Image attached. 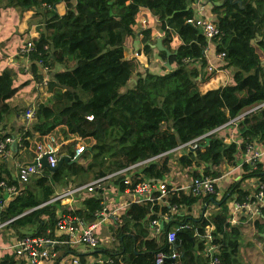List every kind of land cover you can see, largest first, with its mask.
Wrapping results in <instances>:
<instances>
[{
    "label": "trees",
    "instance_id": "obj_1",
    "mask_svg": "<svg viewBox=\"0 0 264 264\" xmlns=\"http://www.w3.org/2000/svg\"><path fill=\"white\" fill-rule=\"evenodd\" d=\"M6 1V6L20 14L31 11L35 19H40L38 35L32 37L35 50L28 69L40 83L36 102H24L23 110H18L12 101L22 88L16 84L20 72L6 69L0 73V124L28 107L34 109L33 117L18 129V135L1 132L0 138L20 137L22 149L35 144L39 137L58 133L59 160L64 156L79 160L64 162L54 172L44 168L34 174L22 193L7 204L2 193L6 188L1 183L12 186L19 181L12 168L0 160L1 229L20 236H57L58 206L43 204L58 189L89 183L144 159L158 156L142 168L147 178L164 179L175 165L193 178L202 171L219 178L224 164L236 166L243 162L247 145L264 146V107L240 117L243 111L264 102V0H207L213 22L223 33L211 42L189 22L196 14L193 0ZM141 17H145V25ZM158 38H162L169 56L157 48ZM128 39L144 53L145 60L127 56ZM207 48L225 53L218 61L219 69L235 71L230 83L204 90L200 84L217 73L205 69ZM38 59L52 73L46 84ZM158 60L165 63L161 72L154 67ZM56 65L61 69L55 70ZM134 76L133 87L122 92ZM87 112L93 115L92 120L86 117ZM233 123L240 138L227 142L229 136H220L219 132ZM200 136L204 137L195 150L180 154L172 162L173 149ZM85 140V150L76 157V150ZM242 169V177L231 183L221 198L213 194L202 200L182 190L173 195L171 202L180 209L165 224L160 239L136 233L133 226H150L160 212L166 213V208L150 202L133 203L112 220L117 242L114 247L100 246L77 254L86 261L93 256L105 264H160V253L164 254L161 264H211L210 257L200 256L210 237L222 264H244L238 257L242 223H232L230 202L245 200L252 194L242 186L245 179L264 181V163L253 169L244 162ZM143 176L133 175L134 182ZM200 200L215 207V211L209 215L191 214ZM102 209L101 198L93 194L79 208L65 207L64 211L91 221ZM174 223L177 236L169 242L167 233ZM254 227L258 236L264 237V208L254 220ZM0 264L23 261L3 251Z\"/></svg>",
    "mask_w": 264,
    "mask_h": 264
},
{
    "label": "built area",
    "instance_id": "obj_2",
    "mask_svg": "<svg viewBox=\"0 0 264 264\" xmlns=\"http://www.w3.org/2000/svg\"><path fill=\"white\" fill-rule=\"evenodd\" d=\"M207 0H193L191 6L194 7L196 14L189 20L190 23L199 27L211 42L213 38L223 35L221 29L213 22V18L210 13H206ZM142 25L146 24V20H141ZM35 50V43L32 39L26 41L19 48L18 56L26 58L29 63L32 62L31 55ZM213 55V59L210 55ZM127 56L137 57L143 59L144 53L140 50H128ZM224 52L213 53L212 49H206V57L208 58V64L206 70L208 72L216 71V75L212 76L210 83L214 80L215 76L219 75L221 69L218 67V61L223 59ZM41 67V71L45 74L44 82H48V67L44 65L42 59L37 61ZM264 107V102L257 105L255 108L247 111L251 112L257 108ZM245 112V113H247ZM243 113L241 116H243ZM34 115V109L28 107L24 112L26 120H30ZM89 120L93 119V115L88 114L86 116ZM236 120V119H235ZM233 120L232 122H234ZM204 136L195 138L194 140L181 144L172 152L176 154H183L189 150H195L199 146V140ZM14 142L20 145L21 138L17 136H7L0 138V160L2 162L7 161L10 157L11 146ZM59 146H55L52 143L49 144H37V155L35 160L38 164L22 163L17 164V177L18 184L8 186L5 182L1 183V186L6 188V193L13 198L14 195L22 193L27 187V184L31 181L34 174L41 172L42 165L39 159L46 153H51L49 156V163L51 166L56 167L59 163L57 152ZM85 150V146L81 145L76 150V157L79 156ZM243 162L236 166H232L228 172H223L219 178H212L201 172L200 176L193 178L190 176L188 180L183 184H179L174 181V172L165 176L164 179L147 178L142 174V168L147 164L155 160L158 156L144 159L134 163L130 166L119 169L106 177L96 179L86 184H72L71 186L61 189L55 196L45 204H54L58 206L56 218H57V236H32V235H17L15 232H11L13 235L10 238V245L6 246L11 254L15 255L23 261V264H105L101 259H88L86 261L82 255L77 254L81 247H86L87 251H94L100 247V239L97 237V229L108 220L117 219L120 214L133 203H152L157 204L162 208H166V213H159L157 219H153L150 222V237L160 239L164 233V229L161 228L163 222L168 223L169 219L173 217L179 211V206L171 202V197L176 195L180 190L197 196L203 199L206 196L217 194L219 192L218 185L221 181L225 180L228 176L236 171L242 170L244 162L250 163L253 169L257 168L258 163L262 162L264 156V146H258L256 144L247 145L244 153ZM140 174L143 178L134 182L133 175ZM189 175V174H188ZM124 185V189L121 185ZM95 194L101 198L102 210H98L94 213V220L88 221L78 214H73L64 211V208L75 210L82 206V201ZM80 203V204H78ZM112 204V205H110ZM77 206V207H76ZM230 208L232 212V223H236L237 216L239 214L246 215L250 219L259 217L262 208H264V181H257L254 192L245 200L232 199L230 202ZM4 225V224H3ZM3 225H0V229ZM178 227H172L168 233L167 238L169 242H173L177 236ZM212 230V228L210 229ZM65 246L66 249L62 250L59 247ZM217 246L213 245L211 238L209 237L205 252L206 257L211 258V264H222L221 258L217 255ZM68 251V255L65 251ZM176 258V254L173 255ZM164 254L160 253L157 256V262L163 263Z\"/></svg>",
    "mask_w": 264,
    "mask_h": 264
},
{
    "label": "rangeland",
    "instance_id": "obj_3",
    "mask_svg": "<svg viewBox=\"0 0 264 264\" xmlns=\"http://www.w3.org/2000/svg\"><path fill=\"white\" fill-rule=\"evenodd\" d=\"M3 5H7L6 0L3 3ZM63 9H64V7H62L61 11ZM141 18H145V17H141ZM39 20L40 19H35L33 17L31 11L26 12L24 14H20L17 9L9 7V6L4 7V10L0 9V44L3 47L4 53H8V55H10L9 59L12 56H14L12 58H19L18 57V50H19L20 46H22L26 41L32 39L33 36L38 35L37 30L39 27ZM157 30L160 32L159 27L157 28ZM132 49L135 50L136 46L133 45ZM157 56H158V54H157ZM9 59H7V61ZM21 59H23V58H21ZM143 60H145V58ZM4 61H2V62H4ZM158 61H154V67L158 70V72H161L162 71L161 70L162 65L165 63L161 60H158ZM157 62H158V64H156ZM58 69H61V67L58 66L57 70ZM139 69H141V70L144 69V66H140ZM234 71H235L234 68H229V73L231 75H233ZM26 74H27L26 72L23 73V76ZM23 76H21V79L18 80L16 82V84H18L21 80H24V78H26ZM135 79H136V76H134L133 80L127 86L122 87L121 91L125 92V91H127L128 88L133 87ZM219 79H220L219 76H215L214 77L215 81L213 80L209 84L203 83V84H200V86L202 89H205V87H207V88L214 87L216 85L224 84L227 82L226 77H224V79H220V80ZM39 83H40V81L37 80L35 77H33L32 79L30 78V80L27 83H25L26 84L25 86L27 88L25 89V87H24L23 89L24 90H27V89L28 90H34V89L39 90V88H38L39 85L37 87V84H39ZM30 86H33V87L30 88ZM30 92H33V91H29L28 93H30ZM29 95H33V94H29ZM20 106H21V104H20ZM256 106H254V108ZM21 107H23V105ZM21 107H20V110H23V108L21 109ZM249 110H251V109H247V110L243 111L242 114L249 111ZM88 113L89 112H87V114ZM7 118H10V117L8 116ZM56 135H59V134L57 133ZM219 135L220 136H225V135L229 136L226 139L227 142L239 141V138H240L238 131H237V126L235 123L228 125L223 131H220ZM87 144H88V140H85L81 143V145H84V146H86ZM260 146H262V145L260 144ZM36 147H37V145L33 143L30 147L24 148V149H26V153L22 152L20 159H22V160L31 159V157H30L31 151L35 150ZM178 156H179V154H176V155L174 154L173 158H172V162H174V159H176ZM178 168H179V165H175L173 170H175L177 175H180L178 173L179 172ZM222 169L224 171H227L228 165H223ZM14 170H15V168H13V171ZM183 172H184L183 175L187 173V171H183ZM233 177H234V175H233ZM174 178H175V174H174ZM250 179H245L243 181L242 185L244 188H248V185L251 184ZM232 181H233V179L229 180L227 185L224 184L223 192H226V190L228 189V187L232 183ZM220 188L221 187H218V190ZM250 190H251V188H250ZM222 196H220V198ZM78 204H80V203H78ZM186 211L187 210H185L183 212L187 213ZM198 212H201V208L198 209ZM255 219H257V218L254 217V218H252V221L244 222L241 224L243 233L239 239L241 246H240V251H239L238 257H239V260L244 264H264V237L260 238L258 236V231L254 227V220ZM112 226H113L112 221L108 220L106 223L102 224L97 229V237L100 239L101 247L112 248L117 244L116 238L113 235V227ZM173 226H176V224L174 223ZM144 227H146V228L140 227V225H135V226H133V230L136 233H140L145 237H150V230H149L150 226L147 225ZM0 234H1L0 239L3 238V239H5L6 242L9 240V238L13 237L11 232L8 230H5V229H1ZM80 252L81 253L87 252L86 247H81ZM1 253L2 252L0 251V256H1Z\"/></svg>",
    "mask_w": 264,
    "mask_h": 264
},
{
    "label": "crops",
    "instance_id": "obj_4",
    "mask_svg": "<svg viewBox=\"0 0 264 264\" xmlns=\"http://www.w3.org/2000/svg\"><path fill=\"white\" fill-rule=\"evenodd\" d=\"M3 3H4V1H3ZM3 3L1 4V7H0L1 10H4V7H7L6 5H3ZM6 3H7V1H6ZM206 13H210L211 14V17L214 18V14L211 11V4L210 3L207 4ZM158 34H160V32H158ZM137 42L138 41H135V43H137ZM133 43L134 42L131 41L130 39L127 40L128 50H130V51L133 50L132 49L133 48ZM136 50H138V49L136 48L135 51ZM213 55L214 54H211L210 55V58L211 59H213ZM156 56H157V54H156ZM9 57H10V55H8V53H4L3 47L0 44V63H1L0 64V73L3 70H6V69H14V70H17V71L20 72L19 73V76H18V80H20L21 79V76H23V73H21L23 71H21V70H25L26 73H27L26 75L23 76V77H26V78H24V80H21L17 84L18 86H21L22 85V88L20 89L18 95L12 101V104L15 105V106H18L17 108L19 110L20 107L22 105H24V102L25 103H29V105L30 104L33 105L36 102V100L39 98V91L38 90H35V89L34 90H28V89L27 90H24L23 89L24 87H25V89L27 88L26 86L23 87V84L24 83H27L30 80V78L31 79L33 78L32 73L30 71H28V69H30L29 66L31 65V63H29V60L26 59V58L21 59V57H19V58H12L14 56H12L9 59ZM7 59H9V60L7 61ZM2 61H4V62H2ZM158 62L156 64H158ZM57 67H58V65H56L54 69L57 70ZM51 74L52 73L48 74V77L51 76ZM218 76L220 77V79H224V77H226V79H227V82L226 83H230L232 81V76L233 75H231L229 73V69H226V70H220ZM226 83H224V84H226ZM216 86H218V85H216ZM216 86H214V87H216ZM32 87L33 86H30V88H32ZM209 88H212V87H209ZM207 89L208 88L205 87L204 90H207ZM29 91H33L34 93L33 92L28 93ZM29 94H33V95H29ZM20 104H21V106H20ZM9 117L10 118H7L4 123L0 124V133L1 132H4V133L11 132L13 135H18V129L27 122L26 118L24 117V113L23 112L22 113L19 112L18 114H14V115H11ZM4 127H5V130H3ZM56 136L57 135L54 134V135H49V136H45V137H39L38 139H35V144L37 145L38 143L39 144H49V143H52L55 146H58L60 144L58 143V140H57ZM20 146L21 145H19V144L17 145V144L14 143L10 147L11 148V152H10L9 159L7 161H4V163H7L12 168V173H13V176L15 178H18L17 177V170H18L17 164L19 162H22V163H32V162L35 161V158H36V155H37V151L35 149V150L31 151V154H30L31 159H26V160L20 159L22 152L23 153H26V149H24V148L21 149ZM243 159H244V157H243ZM262 161L264 163V156L262 158ZM224 165H228V164H224ZM231 167H232L231 165H228V170L227 171H224L223 170V172H228ZM13 168H15L14 171H13ZM222 168H223V166H222ZM178 171H179L178 173L180 175H177V173L175 172V170H173V172L175 174L174 181L177 182V183L183 184V183H185L186 180H188V178H190V176L187 173L183 175L184 172L180 168H178ZM243 173H244L243 169L241 171H236L235 173H232L230 176H228L225 180L221 181L220 184L218 185V187H221V188L219 189V192L217 193V195H218L217 197L220 198V196H222L224 194V192H223L224 184L227 185V183L231 179H233L232 183L235 180L240 179L242 177ZM233 175H234V177H233ZM250 180H251V184H249L248 185V188H246V189H250L251 188V191L253 193L254 190H255V186L257 184L258 178H251ZM60 190L61 189H58L57 192L60 191ZM2 193H3V198L5 199V202L7 204V202L9 200H11L12 198L6 192H2ZM2 193L0 192V194H2ZM202 200H200L195 206H193V210H192L191 214H194V215L198 216L199 214H202V213L205 212V215H209L211 213V211H213L214 209H216L212 205H208V203L205 205L204 204V201H202ZM110 205H112V204H110ZM199 208H201V212H198V209ZM109 221H111V220H109ZM248 221H252V219H250L248 216L242 215V214H239L237 216V219H236V223L237 224L238 223L248 222ZM262 235H264V233H262ZM0 236H1V234H0ZM9 243H10V238H9V240L7 242L3 238L0 239V251L1 252L8 251L9 253H11L9 251V249L6 248L7 245L8 246L10 245ZM78 251H80V249ZM87 252H90V251H87ZM200 254H201L200 256H206L205 255V252H202ZM87 258L88 259H92L93 256H89Z\"/></svg>",
    "mask_w": 264,
    "mask_h": 264
},
{
    "label": "water",
    "instance_id": "obj_5",
    "mask_svg": "<svg viewBox=\"0 0 264 264\" xmlns=\"http://www.w3.org/2000/svg\"><path fill=\"white\" fill-rule=\"evenodd\" d=\"M156 46H157V48H158L159 50H161V51H165V52L167 53L168 56L170 55V52L167 50V48H165V47L163 46L162 38H158V41H157V43H156ZM166 65H167L169 68H171V63H170L169 61H167ZM247 113H248V112H247ZM245 114H246V113H245ZM14 143L17 144V142H14ZM14 143H13V144H14ZM13 144H12V145H13ZM50 154H51V153H46V154H44V155L39 159V161H40V163H41V165H42L41 169L48 168V169H50L52 172H54V171L58 170V169L62 166V164H63L64 162L72 163V162H78V160H79L78 158L72 160L70 156H64V157L60 158L58 165H57L56 167H53V166L50 165V163H49V161H48ZM34 163H35V164H38V161L35 160ZM165 223H166V222H163V223L161 224V228H163V229L165 228Z\"/></svg>",
    "mask_w": 264,
    "mask_h": 264
}]
</instances>
